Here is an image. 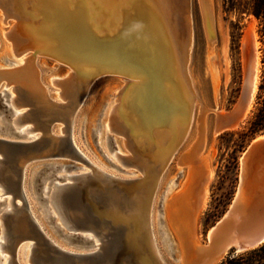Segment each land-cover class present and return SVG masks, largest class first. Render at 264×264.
Masks as SVG:
<instances>
[{
  "label": "bare ground",
  "instance_id": "obj_1",
  "mask_svg": "<svg viewBox=\"0 0 264 264\" xmlns=\"http://www.w3.org/2000/svg\"><path fill=\"white\" fill-rule=\"evenodd\" d=\"M190 1L0 0L5 21L10 17L17 19L5 33L13 40V47L17 52L22 54L29 49L41 52L49 50L72 64V71L65 77L52 79L53 83L61 87L59 91L62 101L49 96V91L41 80L40 70L36 67L34 55L28 58L25 65L0 69V83L7 79L8 84H15L12 89L16 95L7 90L0 93L8 95L9 105L13 109V114L8 119L22 134L21 138L24 135H27L24 138L26 140L37 138L46 130L50 131L56 141L69 135L71 143L83 157L78 159L82 165L68 170L64 180H58L52 185L50 207L55 215V224L64 227L65 234L71 231L68 227L74 223V219L72 216L69 219V214L73 215L74 212L66 211L63 214L54 195L57 197L58 192L63 193L76 182L85 183L87 194L96 195L99 192L104 193V196L109 193L114 196L107 203H96L95 210L102 217V222L99 229L85 230L94 240L93 247L76 246V251H100L106 243L105 236L111 226L122 225L125 245L139 259H146L148 264H166L156 241L153 203L165 168L186 138L193 120L196 95L187 72L193 42L187 15ZM211 1L201 0L209 41H212L215 34ZM247 35L253 38V55L250 60L245 55V65L249 64V68L253 70L247 75V83H254L248 111L254 103L258 88L260 51L254 31L249 30ZM55 42L57 45H52ZM13 53L15 54L14 51ZM103 73H119L132 79L126 82L118 95L119 103L110 109L108 126L111 133L124 136L128 152L122 154L117 151L115 155L123 168L132 167L135 170L129 173H139L134 177L119 175L109 171L108 166L100 162L98 164L80 147L74 132V111L89 84ZM18 107L23 110H18ZM214 111L219 112L217 109ZM52 120L62 123L60 131L53 125L47 128L48 121ZM28 122L33 125L21 127L22 123ZM23 127L26 128L22 129ZM201 129L194 145L180 158L181 164L189 165L188 180L183 190L176 195L181 207H185L190 217L188 226L178 225L182 228L177 229L183 249H186L184 247L188 241L201 245L194 236L192 219L197 216L206 198L212 173L208 160L199 155L204 138V129ZM8 131L10 130L7 129L4 134L6 137L20 139L17 134L9 135ZM6 165V159L0 156V250L9 253V256H0V263L6 258L3 264H25L20 258L22 254L26 264H37L41 262L38 260L40 240L29 233L20 236V228L17 227L18 222L35 218L33 209L37 206L36 192L35 195L30 194L26 187V167L21 172L10 174ZM35 167L36 165L31 166L33 169ZM62 171L65 172V169ZM9 176L16 182L17 190L8 187ZM242 180L243 171L240 174V181ZM240 185L239 183V191ZM123 191H128L131 199L124 197L119 202L115 198ZM248 197L246 209L264 213V167L257 168L254 173V178L249 183ZM22 198L27 205L22 202ZM181 207L176 203L170 210L176 222L182 217ZM40 215L49 221L43 214ZM39 228L44 229L41 221ZM43 233L45 241L51 238L64 249H74V245L60 243L47 231ZM225 253L226 250L218 261ZM67 264H85V261L77 259V262Z\"/></svg>",
  "mask_w": 264,
  "mask_h": 264
},
{
  "label": "rangeland",
  "instance_id": "obj_2",
  "mask_svg": "<svg viewBox=\"0 0 264 264\" xmlns=\"http://www.w3.org/2000/svg\"><path fill=\"white\" fill-rule=\"evenodd\" d=\"M210 7L214 14L215 27L212 41H209V36H207L201 0H191L187 5L189 30L191 34L193 33L190 59L187 65L188 76L196 95L193 120L186 138L165 168L153 203V226L156 241L166 264H182V248L177 229L181 227L178 225L188 226L190 217L176 197L183 190L189 176V165L181 164L180 158L199 138L201 128L204 129V138L199 155L208 160L212 173L207 186L206 198L201 204L197 216L192 219V226L194 236L203 244L208 242L209 231L225 215L237 194L245 151L255 139L264 134L262 131L255 134L250 132V123L257 107L256 97L264 64V41L260 32V21L251 12L248 0H236V2L212 0ZM15 22L17 19L14 17L5 21L3 11L0 9V69H12L19 65H25L28 58L34 55L36 67L40 70L41 80L48 89L49 96L52 99L62 101L61 87L53 83L52 79L65 77L72 71V64L62 60L60 56L50 53L49 50L41 52L37 49H29L25 51L26 53L23 52L24 54L17 52L18 50L15 48L16 51L13 47V40L5 35ZM249 30L254 31L255 39L259 41L258 49L260 51L259 82L255 101L253 100L251 109L249 108L239 125L217 132V115L214 109L221 112L230 110L237 103L242 93L245 77L243 44L244 37ZM57 41L59 42V40ZM55 43L52 45H57ZM21 59V63H18ZM4 80L5 82L0 83V92L7 90L12 95H16L12 89L15 84H8V80ZM128 80L131 81L132 79L119 73L98 75L89 84L74 111L73 127L80 147L88 156L90 155L98 164L100 162V164L108 166L109 171L134 177L139 173H129L135 170L132 167L123 168L115 155L117 151L122 154L128 152L124 136L111 133L108 126L109 111L111 112L113 107L119 103L118 95ZM5 98L8 99V95ZM1 104L2 100L0 106ZM18 110H23V108L18 107ZM0 125L4 127V130H7V123L2 119V115H0ZM23 125L27 127L32 126L33 123H22L21 127ZM61 125L62 123L57 122L54 127L60 131ZM8 134L11 135V131H8ZM26 136L23 137L26 138ZM55 161V165H82L80 161L73 159H55ZM43 162H51V160ZM31 166L34 165H30L27 169L26 187L30 194L35 195V183L39 181L40 173L46 166L43 163L37 164L34 169ZM61 173L64 171L55 174ZM176 203L182 208V217L177 222L172 218L170 212L172 205ZM34 211L43 223L45 231L60 243L70 242L77 247L93 246L91 242L83 243L70 240L68 234H65L64 227L61 228L56 225L55 220L51 224L50 220L48 221L40 215L37 206H34ZM237 254L239 253L234 249L229 250L218 264H223L227 258ZM0 256H9V253L0 250ZM20 258L26 264L22 254ZM4 261L6 262V258L2 259L0 264H3Z\"/></svg>",
  "mask_w": 264,
  "mask_h": 264
},
{
  "label": "water",
  "instance_id": "obj_3",
  "mask_svg": "<svg viewBox=\"0 0 264 264\" xmlns=\"http://www.w3.org/2000/svg\"><path fill=\"white\" fill-rule=\"evenodd\" d=\"M245 40L246 45L243 44V53L244 57L246 55L250 60L253 55V38L246 33L244 42ZM251 72H253V70L249 68V64H246L244 85L237 103L230 110L216 112L217 132L225 128L234 127L240 124L245 118L246 111L250 104V93L254 86L253 81L247 83V75ZM6 95L7 94L0 93V101L2 100L0 115H2V119L6 121L7 129H9L11 133L20 136V139L6 137L4 135L6 130L0 125V156L6 159V170L10 174L16 171L21 172L23 167L28 169L30 165H37L39 163L45 164L46 167L42 169L43 171L40 173L39 181L35 183L37 209L53 223L55 215L52 213L50 207L52 203L50 195L52 185H55L58 180H64L66 178V172L76 167V165H55V159H73L74 161H78V159H83V157L71 143L69 135L56 141L50 131L46 130L37 138H31L29 140L21 138L22 134L10 124L8 119V117L13 114V109L9 105L8 99L5 98ZM55 123H57L56 120L48 121L47 128L51 127V125L54 127ZM262 136V138L255 139L244 153L243 164L241 166V171H243V180L240 181L241 189L240 191L238 189V195H235L230 208L211 228L208 233V242L206 244L199 243L201 245H198V243L194 241H188L189 243L187 242L188 244L186 243L187 245L184 247L186 249L181 247L182 264H218V258L225 250L226 253L231 249L240 253L255 249L264 243V213L248 211L246 209V200L249 198V183L254 178V173L257 171V168L264 167V134ZM47 160H51V162H43ZM62 169H65L64 173L55 174L56 172L62 171ZM8 184V187H14L17 190L18 186L10 176ZM19 191L20 188L18 189V192ZM87 192L85 183L76 182L68 186L63 193L58 192V196L56 197L54 195V197L63 214H66V211L74 212L73 215L68 213L70 215H68L69 219L71 216V218L74 219V223L68 227L71 230L68 232L70 240L83 243L91 242L94 245L95 243L90 237V233H87L85 230L88 228L99 229L102 222V217L99 216L95 210V208H97L96 203H107L108 200L114 196L111 193L104 196V193L98 192L95 195L94 193L87 194ZM61 194H63V196ZM124 197L131 199V195L128 191H123V193L118 195L115 199L120 202ZM22 202L26 204L24 198H22ZM34 214L35 218L31 217L30 221L27 222L22 220L23 222H18L17 227L20 228V236L25 235L24 233H29L35 235L40 240L38 260L41 262L37 264H67L73 261L77 262V259L84 260L85 264H148L146 259H139L135 253L125 245V231L122 225L111 226V230H109L105 236L106 243L103 249L100 251L82 253L75 250L76 246H74L73 250H68L53 242L51 238L45 241L43 235L45 229L39 228L40 220L36 212ZM29 216H31V214ZM67 243L73 246L72 243Z\"/></svg>",
  "mask_w": 264,
  "mask_h": 264
},
{
  "label": "trees",
  "instance_id": "obj_4",
  "mask_svg": "<svg viewBox=\"0 0 264 264\" xmlns=\"http://www.w3.org/2000/svg\"><path fill=\"white\" fill-rule=\"evenodd\" d=\"M232 1L236 2V0ZM248 1L250 3L251 12L260 21V32L262 34V40L264 41V0ZM256 98L257 107L250 123V132L252 134L261 131L264 132V64L262 67L261 79ZM223 264H264V243L255 249L248 250L227 258Z\"/></svg>",
  "mask_w": 264,
  "mask_h": 264
}]
</instances>
